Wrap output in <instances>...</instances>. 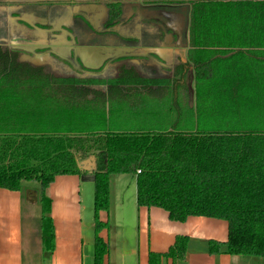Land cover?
I'll return each mask as SVG.
<instances>
[{
    "label": "trees",
    "instance_id": "trees-1",
    "mask_svg": "<svg viewBox=\"0 0 264 264\" xmlns=\"http://www.w3.org/2000/svg\"><path fill=\"white\" fill-rule=\"evenodd\" d=\"M163 1L191 4L190 60L199 85L223 79L210 72L209 63L214 49L232 43L226 37L264 33V0ZM144 81L136 72L120 78ZM89 83L48 72L0 47V187L24 192V181L39 182L46 248L52 250L55 240L53 221L44 215L51 211L46 190L57 175L84 173L80 161L94 156L97 264L109 250L100 236L108 227L100 212L110 208V179L125 173L136 176L139 206L164 208L181 222L192 215L226 220L228 240L210 241L212 253L225 246L229 254L264 260V120L225 119L231 107L217 97L214 104L200 99L206 119L199 124L222 127L120 131L112 129L110 98ZM257 101L247 99L256 108ZM211 112L223 118L211 121ZM187 242L178 237L168 255L183 259Z\"/></svg>",
    "mask_w": 264,
    "mask_h": 264
},
{
    "label": "crops",
    "instance_id": "crops-1",
    "mask_svg": "<svg viewBox=\"0 0 264 264\" xmlns=\"http://www.w3.org/2000/svg\"><path fill=\"white\" fill-rule=\"evenodd\" d=\"M167 13L164 10L154 11L149 18L162 20ZM47 39L48 36H44L42 40L36 39V41L38 40V44L52 46L51 48L59 47L56 53L58 58L67 60L64 52L72 57V47H68L66 40L47 42ZM225 39L232 43L225 44L222 49H214L212 51L214 58L209 63L210 72L220 75L223 79L211 80L201 85L196 81V69L194 62L190 60L188 43L187 48L182 52L174 49L173 46L150 48L152 56L161 64L167 61L171 63L176 58L178 60L180 54L184 56V60L191 63L192 78L176 83L169 81L164 84H154L144 81L121 85L118 90L109 94L110 100L107 107L111 104V113L118 116L115 123L129 119L133 120L134 127L129 128L119 124L116 130H148L145 127L146 122L153 119L154 113H158L155 111L153 101L163 104L165 107L163 115L166 119H170L163 127L168 125L177 127L174 121H184L185 112L181 106L186 107L189 101L191 107L186 108H192L191 120L197 121L196 124L199 126L201 119H206V116L203 117V112L198 108V102L202 99L214 104L213 99L217 97L223 98L224 105L231 107L230 113H225L229 116L224 117L225 119L264 120V112L261 109L264 107V33L234 34ZM16 48L21 49L18 46ZM76 48L78 54L77 56L74 54L72 58L82 60L88 68L97 71L88 72L91 76L89 78H93L92 76L99 78L100 72L115 76L119 63L109 65L106 62L118 58H127L124 62L137 68L145 77L154 75L149 66L151 58L148 56L118 55L117 48L108 47L109 49L103 50L97 49L95 45L89 46L82 43ZM158 48L164 49L161 52ZM153 61L155 62L154 59ZM64 62L69 69H73L66 61ZM103 65L104 69L101 70ZM158 70L163 77H173L172 71L162 65ZM83 76L87 77L84 74ZM199 87L201 91L203 90L202 92L199 91ZM90 88L107 93V86L104 84L93 85ZM183 89L185 91L182 96L180 91ZM249 98H253L254 101L258 98L257 108L254 107V103L248 104ZM184 101H186L185 104ZM125 104L128 105L127 112L122 110ZM166 112H171L172 117ZM125 113L127 118L122 116ZM211 113L213 116L208 118L211 121L223 118L218 115V112ZM79 165L84 173L57 175L46 190L47 196L51 199V211L44 215L51 217L55 228L52 250L46 248L42 225L39 226L41 227L39 231L33 229L36 237L34 245L32 238L29 240L26 235V199L32 209V218L39 219L42 223L44 209L40 192L39 197H36L39 203L35 207L28 196L31 190L28 184L35 181H24L26 186L24 192L0 187V264H97L95 259V185L88 184H94L95 157L83 159ZM132 182H134V191L131 193L128 191V186ZM116 185L122 186L120 192ZM137 198L136 176L128 173L111 176L110 208L108 211L100 212V219L108 223V227L100 232V236L109 244L108 253L102 264H263L262 259L258 262L246 258L247 256L229 254L224 251L225 246L222 247L221 253L215 254L210 251V241L227 242L229 224L226 220L192 215L186 221H175L170 219L169 212L164 208L139 206ZM180 236L188 237L187 250L183 259L168 255Z\"/></svg>",
    "mask_w": 264,
    "mask_h": 264
},
{
    "label": "flooded vegetation",
    "instance_id": "flooded-vegetation-1",
    "mask_svg": "<svg viewBox=\"0 0 264 264\" xmlns=\"http://www.w3.org/2000/svg\"><path fill=\"white\" fill-rule=\"evenodd\" d=\"M7 2H10V0ZM13 2H24V4L28 3L40 8H48L52 12L60 10L62 6H72L73 15L75 17H79L80 20L84 19L87 21L91 28L90 31H92L94 35H105L109 37L105 39L102 38V42L106 40L116 43L112 45H95V47H98V49L104 50L105 48L106 50L109 49L108 47H113L118 49L116 51L118 55L139 54L151 58L149 66H151L150 69L153 70V77H145L141 72L138 71L137 68L125 63L124 61L127 58H118L111 60V62L108 61L109 63L106 62L109 65L116 62L119 63L118 71L115 76L113 74V76L104 75L105 72H100L99 78H94V76H92L93 78H89L90 75H88V72L95 73L97 71L88 68V66L82 60L80 61L79 59L72 58L75 54V50L77 49L76 47H78L80 43L88 45L86 35L75 33L74 31L72 32L70 27L68 28V26L62 25L63 23H61V21L63 18L60 17L61 15L59 16L60 20L53 19V21L51 20L47 24L45 22L44 24H41L39 22L40 20L37 18L36 21L38 22H35L34 24L41 28V35L37 39L42 40L44 36H48L47 42L50 40L51 42H55V40L58 42H63L66 40L67 44L69 45L68 47H72V57H69L68 53L64 52L63 54L65 58L67 57V60L64 61H66L75 71H78L80 74H84L86 76L88 75L86 78H80L90 80V83L87 85L89 88L93 85H106L107 93H102L92 89L96 92L106 95V97H110L109 94H111V92L118 90L121 85L126 83L120 82V78L127 75V73L133 75V73L136 72V74H138L143 80H146L145 82H151L154 84H164L169 81L176 83L182 81L181 79L184 77V75H186V80L188 78H192L193 71L191 63L187 60H184V56L181 54L178 57V60L176 58L174 61H171V63L167 61L166 63L161 64L156 58H154V56H152L153 54H151L150 50V48L153 46H167V48H171V46H173L174 49H179V51L182 52L187 48V43L189 44L188 48L190 49L189 25L188 30L186 28L183 29L184 22L186 24L190 22L191 4L189 2L163 0H24ZM81 8L84 10H80ZM92 9L94 11H92ZM158 10L167 11V18L169 19H167V21H162L156 18H149L152 15V12ZM13 14L18 13L14 12ZM39 15L41 16V13H39ZM20 16L24 18V20L21 21L25 22L27 20V18L23 17V15ZM95 17L97 18L96 20ZM179 21L183 22V25H178L177 23ZM26 23L30 22L26 21ZM101 41L98 40V42ZM13 46L14 45H0L4 51L17 52L21 57L22 50L16 48L17 45H15V47ZM40 46L46 48L52 47L46 44H40ZM54 48L57 49L59 47ZM163 49L164 48L160 49L161 52ZM161 65L162 67L172 71V78L161 76V73L158 70ZM100 69L103 70L104 65L103 68Z\"/></svg>",
    "mask_w": 264,
    "mask_h": 264
},
{
    "label": "rangeland",
    "instance_id": "rangeland-1",
    "mask_svg": "<svg viewBox=\"0 0 264 264\" xmlns=\"http://www.w3.org/2000/svg\"><path fill=\"white\" fill-rule=\"evenodd\" d=\"M9 3V4H8ZM80 10H84L81 8ZM87 10V9H86ZM85 10V11H86ZM15 11L18 14H13L12 12ZM11 12V13H10ZM41 13V16L39 15ZM168 14V13H167ZM26 17L28 22L26 21H21L18 18ZM61 15V16H60ZM39 16V17H36ZM59 16L62 19L61 23L62 25L70 27L71 31L75 33H81L83 35H86L87 37V44L89 46L96 45L99 46V44H105V45H112L116 44L115 42L112 41H106L102 42V38H109L105 35H99L96 36L92 33L91 28L88 24L87 21L84 19L80 20L79 17H75L72 12V6H62L60 10L56 12H52L48 8H40L36 7L33 5H30L28 3L24 2H13L10 0V2H7V0H0V43L5 44V45H17L18 47L21 48L22 54L21 58L25 61H29L35 65L38 66H43L45 70L48 72H51L53 74L59 75V76H73V77H84L83 74H80L78 71L71 70L69 69L64 63V60L61 58H58L56 55L58 49H54L51 47H41L40 44H38V40L36 39L41 35V28L36 26L34 23L38 22L36 19L40 20L39 22L41 24H44V22L47 24L53 19H59ZM167 15L163 17L162 21H167ZM178 25L182 24L183 22L179 21L177 23ZM187 25V27H186ZM188 25L189 23L184 22L183 29L186 28L188 30ZM59 27V26H58ZM101 42H98V40ZM92 48V47H91ZM98 49V47H96ZM63 60V61H62ZM104 75H110L113 76L111 73H105ZM108 77V76H107ZM185 89L181 90L180 93H182ZM155 105V111L158 113H154L153 119L150 121L146 122V128L148 130L151 129H159L162 128L170 119H166L164 114L165 107L163 104H160L158 101H153ZM186 101H184V104ZM181 104V103H180ZM183 105V104H182ZM184 106V105H183ZM186 107H191L190 101L187 102L185 105ZM186 107L181 108L184 110L185 116H183L184 121L179 120V121H174L176 122L177 128H187L191 130H199V129H216L217 127H222L220 124L213 125L212 123L210 124H204L200 123L199 126L196 124L197 121L194 119L191 120L192 118V108L187 109ZM123 112H127L128 110V105L125 104ZM153 111V112H155ZM152 112V113H153ZM151 113V114H152ZM171 112H166L169 116L172 117L170 114ZM111 125L112 129H118L117 125L121 124L122 126H128L129 128L134 127L132 125L133 120H123V121H117L116 123L114 122L118 116H115L113 113H111ZM123 117L127 118L126 113L122 114ZM202 124V125H201ZM204 125V126H203ZM128 176V175H127ZM122 178V177H121ZM127 178V177H125ZM122 181L121 179H119ZM125 179H123L124 181ZM90 186H93V183H88ZM29 188L31 189L29 192V200L33 206L35 207L36 204H38L39 200H36V197H39V183L37 182H32L28 184ZM129 187V192L134 191V182ZM116 188L120 192L122 186L116 185ZM132 193V192H131ZM25 225H26V235L29 240L32 238V244L34 245L36 243L35 239V231H39L40 225L42 223L40 222L39 219L35 220L32 218V209L29 205V202L26 199L25 202ZM35 229V231L33 230ZM36 249V248H35ZM246 258H251V260H257L255 257L252 256H247ZM263 260V259H262ZM264 264V260L262 261ZM253 264H259V263H253ZM262 264V263H261Z\"/></svg>",
    "mask_w": 264,
    "mask_h": 264
},
{
    "label": "water",
    "instance_id": "water-1",
    "mask_svg": "<svg viewBox=\"0 0 264 264\" xmlns=\"http://www.w3.org/2000/svg\"><path fill=\"white\" fill-rule=\"evenodd\" d=\"M7 1H9V0H7ZM11 1H24V0H11ZM15 11H13L12 13H14ZM11 13V12H10ZM19 20H24V18H18ZM77 50V52H78V49H76ZM76 50H75V54H76V56H77V52H76ZM91 50H92V48H91ZM31 63V62H30ZM33 64V63H32ZM93 179H94V176H93Z\"/></svg>",
    "mask_w": 264,
    "mask_h": 264
}]
</instances>
